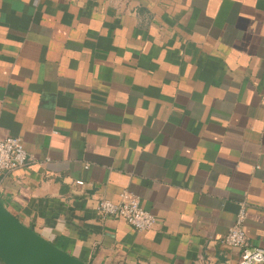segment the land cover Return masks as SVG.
<instances>
[{
  "label": "crops",
  "instance_id": "crops-1",
  "mask_svg": "<svg viewBox=\"0 0 264 264\" xmlns=\"http://www.w3.org/2000/svg\"><path fill=\"white\" fill-rule=\"evenodd\" d=\"M0 137L30 158L1 203L74 258L236 264L240 204L264 249V0H0ZM122 191L152 229L97 214Z\"/></svg>",
  "mask_w": 264,
  "mask_h": 264
},
{
  "label": "built area",
  "instance_id": "built-area-1",
  "mask_svg": "<svg viewBox=\"0 0 264 264\" xmlns=\"http://www.w3.org/2000/svg\"><path fill=\"white\" fill-rule=\"evenodd\" d=\"M30 158L24 151L21 140L16 137H0V176L9 175L28 165ZM77 185L82 182L76 181ZM96 212L101 218H112L124 222L136 231H148L153 228L156 218L143 210L139 199L128 191H122L119 201L112 203L100 199ZM246 205L240 204L232 226L221 240V244L237 252L236 264H264V249L249 245L244 232Z\"/></svg>",
  "mask_w": 264,
  "mask_h": 264
},
{
  "label": "water",
  "instance_id": "water-1",
  "mask_svg": "<svg viewBox=\"0 0 264 264\" xmlns=\"http://www.w3.org/2000/svg\"><path fill=\"white\" fill-rule=\"evenodd\" d=\"M0 264H91L74 258L23 225L0 201Z\"/></svg>",
  "mask_w": 264,
  "mask_h": 264
}]
</instances>
